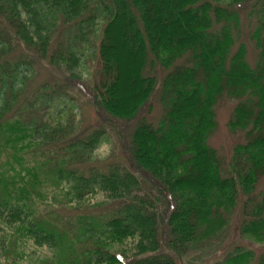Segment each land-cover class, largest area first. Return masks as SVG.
I'll return each mask as SVG.
<instances>
[{
  "label": "trees",
  "instance_id": "trees-1",
  "mask_svg": "<svg viewBox=\"0 0 264 264\" xmlns=\"http://www.w3.org/2000/svg\"><path fill=\"white\" fill-rule=\"evenodd\" d=\"M250 1L0 0V261H17L31 243L52 252L50 264H175L216 242L240 203V236L264 249V194L255 195L264 176V0L253 10L254 67L243 45L232 52L229 9ZM98 24L101 80L88 98L101 115L136 118L154 93L155 66L166 71L161 118L141 117L131 135V170L84 167L98 134L70 140L67 121H26L20 103L32 67L13 58L18 46L72 69L83 55L77 42ZM60 27L65 38L54 46ZM221 98L236 101L228 126L246 136L226 172L207 144ZM98 194L102 215L63 217L54 206L84 210ZM197 264H264V251L236 247Z\"/></svg>",
  "mask_w": 264,
  "mask_h": 264
},
{
  "label": "rangeland",
  "instance_id": "rangeland-1",
  "mask_svg": "<svg viewBox=\"0 0 264 264\" xmlns=\"http://www.w3.org/2000/svg\"><path fill=\"white\" fill-rule=\"evenodd\" d=\"M104 1L108 3L110 0ZM257 2L258 0H252L248 3L232 5L229 8L237 16V26L234 25L235 29L233 30L235 44L232 52L236 51L240 45H243L246 49V61L250 67H254L258 54L251 38L256 26L257 16L253 10ZM96 27L95 31L86 32V41L77 42V46L81 48L83 55L80 57L78 65L72 69L68 68L66 70L62 67L51 65L48 60L39 59L25 47L18 46L13 53V58L22 57V59L30 62L32 67L31 75L26 82L20 103L26 108L24 111V119L26 121L33 119L39 122H49L52 125L59 120L63 123L67 121L71 126V132L73 131L70 134V140L73 138L74 140L75 138L86 139L93 133H97L99 142L91 152L90 160L84 167L104 169L107 165L119 164L131 170V135L141 117L147 116L154 125L161 118L163 107L158 97L161 81L166 71L159 66H155L157 81L154 93L139 111L136 118L122 121L101 115L92 106L88 98V94L92 92L93 87L101 80V64L97 52L100 39L99 28L102 27V24H98ZM64 29L60 27L56 31V39L55 41L53 40L54 46L57 40L65 38L63 35ZM51 50L52 48L50 52ZM180 62L182 63V61ZM180 62L177 63L179 64ZM44 101L46 102L42 105L41 103ZM235 104L236 101L226 98H221L217 101L214 108L215 128L207 140V144L221 158L222 168L225 172L231 161L234 148L246 142L244 131H232L228 126ZM143 191L149 192L153 197L157 196L155 191L150 190L149 184L146 187L144 186ZM261 193L264 194V176L259 180L255 189V195ZM89 201L83 207L84 210H78L75 208V204L67 207L54 203V206L61 210L60 213L63 217H70L80 213L94 216L107 212L106 200L102 195H95ZM49 202H51V199H49ZM241 207L240 203L233 213L227 230L216 242L211 243L205 251H190L183 260L174 259L175 264H190L189 262L197 264L199 261L209 260L213 263L236 247L250 249L256 255L264 251L262 247L240 236L238 226L241 221ZM162 208V211H164L165 207ZM18 252H23L21 254L23 257L18 258L17 261H12L10 256L7 260L0 261V264H50L52 258L51 251L46 248H36L31 243H28L24 249L19 248Z\"/></svg>",
  "mask_w": 264,
  "mask_h": 264
}]
</instances>
